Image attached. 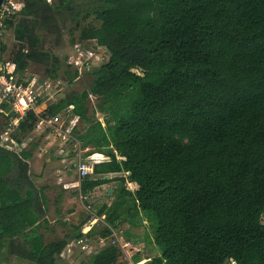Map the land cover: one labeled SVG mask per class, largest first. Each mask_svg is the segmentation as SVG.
Returning <instances> with one entry per match:
<instances>
[{"label":"trees","instance_id":"16d2710c","mask_svg":"<svg viewBox=\"0 0 264 264\" xmlns=\"http://www.w3.org/2000/svg\"><path fill=\"white\" fill-rule=\"evenodd\" d=\"M53 4L57 10L48 19H2L16 46L7 64L0 41V73L26 85L22 77L32 64L57 79L60 58L43 42L46 37L57 48L64 29L71 45L93 42L108 58L85 73L87 89L39 114L29 110L18 118L10 102L0 101V255L55 264L84 236L90 215L63 238L44 242L46 188L35 185L27 163L35 144L19 150L40 119L63 114L78 122L70 129L72 144L109 158L79 181L81 196L115 184L110 204L96 213L90 207L105 223L91 228L90 241L126 224L123 241L135 243L131 231L147 224L151 237L145 232L142 240L159 251L148 264H264V0ZM63 74L71 83L77 71ZM91 96L98 101L94 108ZM7 130L11 147L1 138ZM110 174L123 175L106 179ZM122 256L108 243L78 264L143 259L137 253L120 263Z\"/></svg>","mask_w":264,"mask_h":264},{"label":"rangeland","instance_id":"374dc122","mask_svg":"<svg viewBox=\"0 0 264 264\" xmlns=\"http://www.w3.org/2000/svg\"><path fill=\"white\" fill-rule=\"evenodd\" d=\"M15 1H21L23 4V8L18 11L16 15L19 14V16H26V17H31L35 19H48L50 18L51 15H54L56 12V7L53 4V0H15ZM66 28H68V22L66 23ZM44 36V33L42 34ZM43 39V38H42ZM46 39V41H44ZM53 39V37H52ZM44 46L45 48L52 49L55 54L58 55L61 61V69L58 72V78L55 80L49 79L45 74L44 70L41 67L35 66V65H30L27 71L25 72L24 76L22 77L23 82H26L27 84H30L33 90L35 91V94L37 96V100L41 102V105L47 106L49 103L53 101H57L61 98H63L66 94L70 92H82L83 90L88 88V85L90 83V77H88L87 74H85L87 71L92 70L93 68H96L99 66L101 63L107 60L108 54L104 48H96L93 49L94 43H88V44H80L76 43L74 45H71L69 42V35L64 29L62 31V36L60 39V45L56 48H52V40L49 41L48 38L44 37ZM2 41L3 45L6 48V51L2 55V59L4 62L8 64V60L10 58V53L15 49L16 43L13 40L12 37V31L9 30H4L3 38L0 40ZM87 59V60H86ZM89 59L91 60V66L89 68L83 67V64L86 63ZM4 69V66H1V70ZM9 70L11 71L12 68L9 67ZM64 71H67V73L72 77L74 72L77 71V76L72 80L70 83L68 81V78L63 74ZM90 105L92 108L96 106V103L98 102L95 96H91L89 99ZM36 107V113H40L45 109V106L41 107ZM96 118H98L100 121H102L103 115L101 113L96 112L95 115ZM64 123L67 129H71V127L76 126V121L75 119L72 121H67V118H64ZM67 121V122H66ZM12 123H15V120L12 121ZM78 123V122H77ZM45 129L42 127L40 129H36L35 131L31 133L23 142L24 147L26 149H29L32 147L33 144L36 142V135L40 131H44ZM11 132H8V137L4 141L5 143H8V147H11L12 141L9 139V135ZM55 136L52 137L54 140ZM59 138V137H58ZM60 140V138H59ZM61 141V140H60ZM56 140H54L55 144ZM62 142V141H61ZM60 143V142H59ZM63 144L67 145V142H62ZM41 145V143H39ZM11 145V146H10ZM70 147V145H67ZM63 147V146H62ZM14 147H12L13 149ZM71 148V147H70ZM85 151H81V156L84 157ZM77 154V152H76ZM75 153L71 155L69 152L68 154L65 153L64 158H65V164L63 168V172L61 174H67L70 175V179L75 180V163L77 160V155ZM40 163V170H33L30 169L31 176L33 175H38L40 172H44L42 165V161L39 160ZM66 166V167H65ZM73 167V168H72ZM46 171V169H45ZM42 172V173H43ZM60 172H46L45 177L47 180H44L43 183L46 182V184L51 185V181L53 179H57L55 177V174H59ZM33 174V175H32ZM54 176V177H53ZM53 177V179H52ZM52 179V180H51ZM54 179V181H56ZM35 181V180H34ZM35 183V182H34ZM35 185L40 188L42 187L41 183H35ZM128 186V184H127ZM130 186V185H129ZM53 189L45 190L44 194L46 195L48 205L46 207V219L48 221V226L47 230L44 231V242L48 243L51 241H54L56 239H61L64 237L66 233L70 230L71 226H76L78 225L83 219H86V217H89V207H91V210H94L93 213H96V209L100 207L104 201H108L109 197L107 196V193L105 190H101L100 193L91 195V193L83 196L86 197L84 198H79V196L76 197V206L74 207L78 208V211H75V209L72 210V212H68L70 206L72 203L70 202V199H67L66 201L63 202L62 205L57 206V208L61 207V211H63L62 215L55 214L54 209L56 206L53 204L52 200L59 193L57 191L55 184L53 186H50ZM62 187V185H60ZM129 188V187H128ZM75 199V197H74ZM88 210V211H87ZM75 214H72V213ZM72 214V215H71ZM58 215V217H57ZM91 216V215H90ZM64 218L68 219L67 224L62 225L60 224ZM55 219H58L59 222H55ZM262 222L264 223V215L262 218ZM127 229V225L124 224L119 230L120 231H125ZM147 233L149 237H151V228L146 224L145 228L139 229L136 232H131L133 235H137L138 237H141L142 239L144 238V233ZM115 234H112L105 238L104 244L108 241V243L111 242V239L115 238L116 235L120 236L122 235L121 233H118V231H114ZM116 239V238H115ZM120 240V237H118ZM141 239V241H142ZM122 242V240H120ZM145 242V241H143ZM145 246H147L145 244ZM153 247V246H152ZM151 247L148 246L145 249L142 248V246H138L135 249L132 247V249H129V246L127 247V250L125 251L124 256H122L119 259V262H126L129 261V258L136 253V249L141 250L142 256L144 258H147L148 256H157L159 255L158 249L154 246V249H150ZM129 249V250H128ZM92 252H80L79 249H76L72 247L71 251L64 250L62 254L56 259L55 264H78L82 259L87 258ZM5 256L0 255V264H28L25 262L18 261L14 258H9V259H4Z\"/></svg>","mask_w":264,"mask_h":264},{"label":"crops","instance_id":"0c3cea01","mask_svg":"<svg viewBox=\"0 0 264 264\" xmlns=\"http://www.w3.org/2000/svg\"><path fill=\"white\" fill-rule=\"evenodd\" d=\"M42 106H45V105L43 104V105H41V107ZM38 107H40V106H38ZM45 108H46V106H45ZM75 121H76V124H77V120H75ZM35 132H37V131H35ZM53 136H55L54 137L55 138L54 140H56L55 144L53 143L54 142V140L52 139ZM4 140H6V139H4ZM39 143H41V145ZM67 145H70L71 148L69 146H67ZM67 145L63 144L59 140L58 136L55 133H53L52 131H49V130H46V129L44 131H40L36 135L35 149H34V151L32 153V157L28 160L27 163H28L30 169L38 171V170H40V165L38 164V163H40L39 160L42 161V165L41 166L43 167L44 172L42 171L43 173L40 172L38 175H33L32 174L33 176H31V177H32L33 181L35 180L34 182L37 183V184L41 183L42 187H45L46 190L53 189L50 186H53L55 184V186L57 188L56 190L59 191V193L57 195H55V197L53 198V200H52L53 204L55 206L56 205L60 206V205L63 204L64 201H66L67 199H70V202L72 203V205L70 206L68 212H72L73 209H75V211H78V208L74 207V205L76 206V197L79 196V198H84V199H86V197H82L80 192H79V180L77 178L76 170H75V180L74 179L73 180L70 179V177H71L70 175L61 174V172H63V168H64V164H65L64 163L65 162V158H64L65 155L64 154L65 153L68 154L70 152L71 155H73L74 153L76 154V152H77L76 151L77 149L76 148H75L76 150L74 149V144L72 145V143L69 142ZM21 149H25L24 144H22L19 147V150H21ZM81 151H85L84 154L82 152V154L85 155L86 153H90L92 150L87 148V149H84V150L82 149ZM100 155H103V154H100L98 152H92L89 155H86V157H82V158H84V160H86L91 165L99 164V163H103V162H107L108 161V160L104 161L103 159H95L96 157L100 158ZM74 167H75V165H74ZM45 169H46V171H45ZM55 170H56L57 173L60 172L59 174H55V177L57 179H55V178L54 179L56 181H54V179H53L54 176H53L52 177L53 181H51V183H50L51 185L46 184V182L43 183L44 180H47L46 177H45V173L46 172H51L52 173ZM31 172L32 171L30 170V174H31ZM121 175H123V174H110L109 176H107V178L106 177L105 178L106 179H111V178L119 177ZM126 182L128 184L127 187H129L128 189L130 191L135 192L137 190L138 187H137V185L135 183H132V182H129V181H126ZM60 185H62V187H60ZM114 187H115V184L113 182H111L109 184H105V185H103L101 187L96 188L92 192L91 195H94L95 193L99 194L101 190H105L106 193H107V196L109 197V199H108V201H104V203L105 204H110L111 200L113 199L112 197H110V195H111V191L114 189ZM74 197H75V199H74ZM88 208L90 210L89 206H88ZM61 210H62L61 207L57 208V206H56V208L54 209L55 214L62 215L63 211H61ZM75 213L73 212L72 214H75ZM58 215H57V217H58ZM90 215H93V214L90 212ZM56 221H58V219H55V222ZM63 221H64L65 224H67L68 219L64 218ZM99 223H101V225H103V224L105 225L104 221L103 222H99ZM96 225H94V226H96ZM128 229H129V226L127 225V229L126 230H128ZM139 229H142V227H139L138 229H134L131 232H136ZM109 230H110V235L115 234L114 231H118V233L122 234V231H120V230H115V229H111V228H109ZM117 237H120V240L123 241L122 235L117 236ZM134 237L137 238V242H135V243H133V242L131 243L130 242L129 243V249L130 250L132 249V247L135 249L136 247L138 248V246H142L143 249H145L146 247L150 246L151 247L150 249H154L153 248L154 247L153 244L145 243V242H143V240L141 241L142 238L138 237L137 235H134ZM99 240H103L104 241L105 238H100ZM107 244H108V241L106 242V244L101 245L99 249L103 248ZM145 244L147 246H145ZM136 250L137 251H136L135 254L139 253L141 258H143L142 261L137 263V264H144V263L148 264L150 259L149 258H144V256H142V254L140 253L141 252L140 249H136Z\"/></svg>","mask_w":264,"mask_h":264},{"label":"built area","instance_id":"2783aa9c","mask_svg":"<svg viewBox=\"0 0 264 264\" xmlns=\"http://www.w3.org/2000/svg\"><path fill=\"white\" fill-rule=\"evenodd\" d=\"M14 5H22V7L16 8ZM23 8V4L21 1L15 0H4L1 7H0V39L3 38L4 34V26H3V18L10 14L16 15L20 9ZM87 60V59H86ZM91 60L89 59L86 63L83 64V67L89 68L91 66ZM12 68V67H11ZM10 72V70H8ZM0 101H7L11 103V111L18 116V118L23 117L26 112L32 110L36 113L37 110V96L35 91L31 87L30 84H22L19 83L17 79L13 76L0 73ZM71 108V107H70ZM68 111V110H67ZM66 111V112H67ZM39 114V113H36ZM63 117V114L57 115L55 117H51L48 119H40L37 124L36 128H44L50 129L53 133H55L62 142H70L73 140L70 130L66 128ZM18 118L15 119L16 124L18 122ZM76 120V119H75ZM10 130L5 131V133L1 136L2 140L8 137V132ZM74 144V149L78 152L77 153V160L75 163V170L77 173V178L80 181L84 177L90 175L92 173V166L89 164L84 158H82L81 148L77 143ZM72 144V145H73ZM95 159H103L109 160L108 157L100 155V158L96 157ZM127 185V182H126ZM92 217L87 221V223L82 227V233L84 236L75 240L67 250L71 251V248L74 247L79 249L80 252H94L100 248L101 245L104 244L103 240L97 241H90V239L86 236L91 228L98 224L99 222H103V217H96L94 214L91 215ZM116 238V239H115ZM114 239H111L112 245H117L120 250L125 254L129 243L125 241H120L116 236Z\"/></svg>","mask_w":264,"mask_h":264},{"label":"clouds","instance_id":"9594fccd","mask_svg":"<svg viewBox=\"0 0 264 264\" xmlns=\"http://www.w3.org/2000/svg\"><path fill=\"white\" fill-rule=\"evenodd\" d=\"M14 7L19 8L22 7V5H14Z\"/></svg>","mask_w":264,"mask_h":264},{"label":"water","instance_id":"95a60500","mask_svg":"<svg viewBox=\"0 0 264 264\" xmlns=\"http://www.w3.org/2000/svg\"><path fill=\"white\" fill-rule=\"evenodd\" d=\"M3 1H4V0H0V7H1V5H2ZM106 178H107V177H106Z\"/></svg>","mask_w":264,"mask_h":264}]
</instances>
